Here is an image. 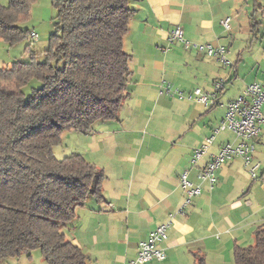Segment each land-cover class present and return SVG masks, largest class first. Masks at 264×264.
Returning a JSON list of instances; mask_svg holds the SVG:
<instances>
[{"label":"crops","instance_id":"0c3cea01","mask_svg":"<svg viewBox=\"0 0 264 264\" xmlns=\"http://www.w3.org/2000/svg\"><path fill=\"white\" fill-rule=\"evenodd\" d=\"M127 1L133 14L123 41L132 65L126 97L115 120L96 123L87 133L74 131L84 143L80 155L104 174L101 197L89 196L75 209L65 239L88 264H129L149 233L168 224L159 244L166 258L150 264H195L197 256L206 264H233L234 248L252 245L255 230L264 228V126L254 143L255 180L240 157L223 163L213 184L199 180L211 155L238 141L229 130L215 134L196 163L192 155L219 126L226 105L264 78V68L251 78L254 69L243 74L254 41L264 40V0ZM226 17L228 31L221 25ZM175 27L190 43L224 47L231 66L171 43ZM218 80L224 88L207 106L168 96L162 88L213 93ZM227 84L239 85L223 93ZM261 110L264 115V104ZM182 173L200 187L186 206Z\"/></svg>","mask_w":264,"mask_h":264},{"label":"trees","instance_id":"16d2710c","mask_svg":"<svg viewBox=\"0 0 264 264\" xmlns=\"http://www.w3.org/2000/svg\"><path fill=\"white\" fill-rule=\"evenodd\" d=\"M32 1L0 3V39L12 45L29 34L18 21ZM52 3L43 61L30 55L0 67V264L36 250L46 264H88L64 230L89 196L101 197L104 174L80 154L57 159L52 149L66 131L115 120L131 75L123 49L133 14L127 0ZM232 257L233 264H264V228ZM195 264L206 263L197 256Z\"/></svg>","mask_w":264,"mask_h":264},{"label":"built area","instance_id":"2783aa9c","mask_svg":"<svg viewBox=\"0 0 264 264\" xmlns=\"http://www.w3.org/2000/svg\"><path fill=\"white\" fill-rule=\"evenodd\" d=\"M231 18L226 17L221 21L222 27L228 31L230 30ZM30 39L34 41L37 35L33 32L29 34ZM171 43L179 42L185 48H193L198 52H203L209 58H218L222 65L231 66V63L226 58V51L224 47L214 48L211 45H195L187 41L182 29L175 27L170 32L168 38ZM213 93L203 92L201 89H194L193 91L184 94L178 89H171L169 85L163 88V92L168 96H176L178 98L187 99L201 103L204 106L212 104L216 97V93L224 88L222 80L213 83ZM264 104V78L259 82L251 83L237 95V97L226 105V112L223 120L219 126L213 130L211 136L204 140V143L198 149H195L192 155V163H196L204 153L207 152L208 147L212 144L215 134L221 131L229 130L234 133L236 143H226L222 145L216 154L211 155V159L206 164V167L200 172L199 180L208 181L213 184L215 181L214 173L223 163L235 157H240L242 162L247 167L250 177L255 180L258 177L259 165L252 163L253 154L255 152V141L260 135L261 128L264 126V115L262 114V106ZM187 173H182L179 179V184L182 190L186 192L187 200L184 206L188 204L189 199L193 196L199 195L200 187L193 186L186 178ZM168 224H162L155 230L151 231L145 241L139 244L136 257L129 264H150L152 261H163L166 256L164 250L159 247V244L166 239V231Z\"/></svg>","mask_w":264,"mask_h":264},{"label":"rangeland","instance_id":"374dc122","mask_svg":"<svg viewBox=\"0 0 264 264\" xmlns=\"http://www.w3.org/2000/svg\"><path fill=\"white\" fill-rule=\"evenodd\" d=\"M6 2L7 0H0V3L3 5H5ZM55 16L56 10L53 7L52 0H33L29 4L28 12L25 17L19 19L18 26L21 30L28 31L29 34L30 32H33L37 35V38L32 41L27 33L25 38L12 45L0 39V67L7 66L14 61H26L30 58V55L34 56L37 61H43L42 52L46 50L49 45V39L54 30ZM260 41L263 42L264 48V40L259 38V41H254L253 46L250 49L251 51L248 53L245 60L243 74L251 68L254 69V71L247 76L248 78H251L254 72H263L264 62H262V59L264 56V49L258 44ZM229 62L232 63L231 61ZM131 67L132 65L130 64V68ZM238 85L239 84H227L223 93L229 92L232 86L236 87ZM27 90L28 89L26 88L25 92ZM81 138L82 136L74 131H66L62 133L60 144L52 149L53 155L57 159H62L68 155L82 154L84 143L81 141ZM6 261V264H28L29 262V264H41L44 262L38 250L31 253L30 259L21 256L17 259L12 258Z\"/></svg>","mask_w":264,"mask_h":264}]
</instances>
